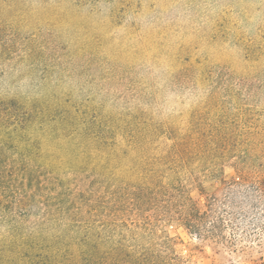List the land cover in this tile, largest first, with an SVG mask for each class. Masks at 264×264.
<instances>
[{"label":"rangeland","instance_id":"374dc122","mask_svg":"<svg viewBox=\"0 0 264 264\" xmlns=\"http://www.w3.org/2000/svg\"><path fill=\"white\" fill-rule=\"evenodd\" d=\"M17 1L0 13V188L11 210L25 192L35 202L110 187L128 194L152 175L167 185L183 140L264 133V0ZM51 92L102 119L95 129L107 141L84 149L41 127L30 104ZM202 164L193 158L195 177ZM225 182L192 195L202 206L218 199L226 243L176 225L183 264H264V180L232 191Z\"/></svg>","mask_w":264,"mask_h":264},{"label":"trees","instance_id":"16d2710c","mask_svg":"<svg viewBox=\"0 0 264 264\" xmlns=\"http://www.w3.org/2000/svg\"><path fill=\"white\" fill-rule=\"evenodd\" d=\"M17 6V0H0V13L15 12ZM15 15L27 20L20 11ZM29 56L21 54L23 60ZM34 103L39 124L46 131L61 132L65 140H81L84 149L107 141L95 129L102 119L86 118L63 94L51 92L30 106ZM221 132L177 144L169 159L175 174L167 185L152 175L144 180L150 181L148 187L128 194L110 187L103 194L83 190L41 195L35 202V195L25 192L14 199L12 210L8 205L13 202L0 188V218L5 225L0 230V264H183L176 250L180 239L170 231L176 225L199 240L223 246L226 223L217 213L218 199L211 195L208 205L202 206L193 191L204 194L205 183H211L215 191L214 183L228 177L229 191L250 178L264 180V133L253 130L242 141ZM195 156L203 159L197 177L192 168ZM231 161L234 175L228 176L224 162ZM126 213L131 216L124 218Z\"/></svg>","mask_w":264,"mask_h":264}]
</instances>
